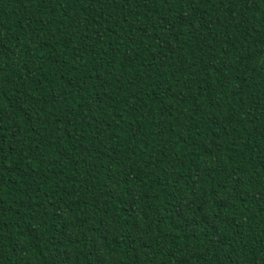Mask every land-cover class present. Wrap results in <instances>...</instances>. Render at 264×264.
Here are the masks:
<instances>
[{"label":"trees","instance_id":"obj_1","mask_svg":"<svg viewBox=\"0 0 264 264\" xmlns=\"http://www.w3.org/2000/svg\"><path fill=\"white\" fill-rule=\"evenodd\" d=\"M0 264H264V0H0Z\"/></svg>","mask_w":264,"mask_h":264}]
</instances>
